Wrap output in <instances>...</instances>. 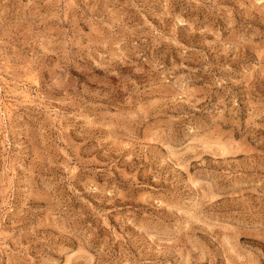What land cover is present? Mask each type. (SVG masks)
<instances>
[{
	"label": "rangeland",
	"instance_id": "374dc122",
	"mask_svg": "<svg viewBox=\"0 0 264 264\" xmlns=\"http://www.w3.org/2000/svg\"><path fill=\"white\" fill-rule=\"evenodd\" d=\"M0 264H264V0H0Z\"/></svg>",
	"mask_w": 264,
	"mask_h": 264
}]
</instances>
